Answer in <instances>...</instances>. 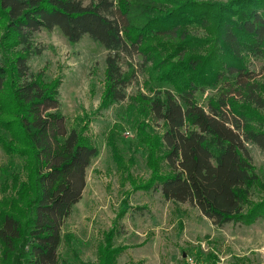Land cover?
Segmentation results:
<instances>
[{
  "label": "trees",
  "instance_id": "obj_1",
  "mask_svg": "<svg viewBox=\"0 0 264 264\" xmlns=\"http://www.w3.org/2000/svg\"><path fill=\"white\" fill-rule=\"evenodd\" d=\"M54 28L70 43L87 35L107 50L97 110L126 98L123 56H138L150 72L148 93L130 95L125 109L149 176H133L136 160L117 141L119 121L106 138L123 183L188 202L216 227L264 215L246 147L264 152V123L254 111L264 108V90L248 67L249 58H264V0H0V148L21 159L16 170L0 167V264H66L61 228L99 153L90 118L66 125L61 78L28 65L43 51L34 33ZM207 88L216 92L203 105L197 96ZM101 245L96 263L80 264H116L123 248Z\"/></svg>",
  "mask_w": 264,
  "mask_h": 264
},
{
  "label": "rangeland",
  "instance_id": "obj_2",
  "mask_svg": "<svg viewBox=\"0 0 264 264\" xmlns=\"http://www.w3.org/2000/svg\"><path fill=\"white\" fill-rule=\"evenodd\" d=\"M33 42L43 51L30 57V69H44L49 80L61 78L58 98L66 125L74 126L77 116L90 118L88 133L99 150L86 169L82 197L61 228L60 263H96L98 248L105 244L123 248L116 264H264V215L250 224L229 222L216 227L188 202L174 203L158 191L134 189L129 182L123 183L106 145L108 131L116 121L122 125L117 135L120 148L127 158L133 155L136 160L133 176H149L145 149L125 117L128 97L139 90L148 93L144 81L153 85L147 66L138 56H123L120 61L122 70L131 77L124 89L126 98L97 110L107 54L103 45L87 35L70 43L58 28L34 33ZM248 67L264 90V58H249ZM215 92L207 88L198 93V100L205 105ZM254 111L264 123V108ZM246 147L262 183L253 196L259 200L264 198V152L250 142ZM20 165L19 157L7 156L0 148V167L10 172ZM2 179L0 173V182ZM124 206L126 210L119 215ZM110 231L113 234L106 240Z\"/></svg>",
  "mask_w": 264,
  "mask_h": 264
}]
</instances>
